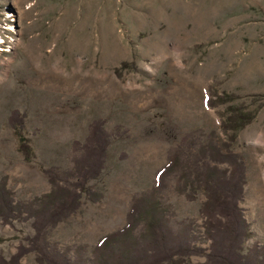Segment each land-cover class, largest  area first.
Wrapping results in <instances>:
<instances>
[{"label":"rangeland","instance_id":"obj_1","mask_svg":"<svg viewBox=\"0 0 264 264\" xmlns=\"http://www.w3.org/2000/svg\"><path fill=\"white\" fill-rule=\"evenodd\" d=\"M234 111L250 117L235 136L220 129ZM92 123L108 140L95 177L73 168ZM209 141L242 165L240 249L264 264V0H0L4 260L95 264L98 241L141 198L170 236L150 253L138 226L122 264H217L206 257L198 174L231 170L209 161ZM170 150L176 169L152 195ZM51 181L66 198L43 210ZM222 264L238 263L230 253Z\"/></svg>","mask_w":264,"mask_h":264},{"label":"trees","instance_id":"obj_2","mask_svg":"<svg viewBox=\"0 0 264 264\" xmlns=\"http://www.w3.org/2000/svg\"><path fill=\"white\" fill-rule=\"evenodd\" d=\"M215 100L219 101L220 99L216 98ZM215 100L207 102L208 106H214L217 103ZM233 113L234 117L231 114L227 122L222 121L220 129L223 133L230 130L235 136V132L240 130L250 120V117L240 115L239 111ZM14 115V113L10 114L9 122L14 118ZM10 123L13 125L12 122ZM100 127L98 123L90 125L85 143L81 145L82 154L73 163V168L77 173L95 177L100 172L105 156V146L108 144L106 134ZM233 135L230 136V139L233 138ZM71 145L72 148L78 146L77 142H73ZM223 147L225 150L222 153L220 152L221 148L209 141L205 149L211 163L214 165L224 163L231 171L225 175V172L218 173L216 167L212 166L198 174L205 196L200 214L204 218L205 235L210 240L209 252L206 257L208 261H217V264H222L228 254L231 253L236 257L238 264H249L247 261H251V259L246 258V254H243L240 249L243 241L249 236L246 224L237 206L242 191V173L240 172L237 178L234 176L237 169H242V165L236 161V156L230 153L226 145H223ZM174 151H168L165 164L154 174L152 195L159 191L165 178L176 169V159L178 158ZM50 184L52 190L43 197V210L54 205H61V201L66 198L64 196L65 193L67 194V190L59 188L53 181ZM3 206L6 207V204H3ZM0 211L4 212V209L0 208ZM0 216L4 218L3 215L0 214ZM138 226L141 228L139 238H141L143 247L147 248L150 253L154 250V245L164 246L167 235L170 236L158 213L157 204L151 199L134 198L126 215L124 226L98 241L94 248V258L97 259L95 264H107V254L111 256L115 263H119L122 256H127V248L138 249L133 233ZM114 245L119 247V251L111 249V246L114 247ZM225 246L229 249H225ZM252 252L256 255L260 253L255 248L250 253ZM20 255L18 253L9 260L0 257V264H17ZM120 263L122 264V262Z\"/></svg>","mask_w":264,"mask_h":264}]
</instances>
